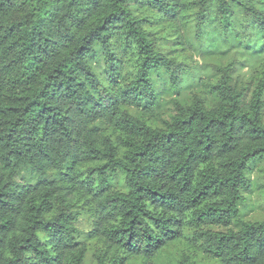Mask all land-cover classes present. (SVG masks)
<instances>
[{
    "label": "trees",
    "instance_id": "1",
    "mask_svg": "<svg viewBox=\"0 0 264 264\" xmlns=\"http://www.w3.org/2000/svg\"><path fill=\"white\" fill-rule=\"evenodd\" d=\"M194 54L217 77L180 99ZM263 116L264 0H0V264H264Z\"/></svg>",
    "mask_w": 264,
    "mask_h": 264
},
{
    "label": "rangeland",
    "instance_id": "2",
    "mask_svg": "<svg viewBox=\"0 0 264 264\" xmlns=\"http://www.w3.org/2000/svg\"><path fill=\"white\" fill-rule=\"evenodd\" d=\"M247 17L245 14L237 13L233 17V24L240 30L241 34L246 33L245 24ZM195 25H192L190 28V33L193 34L195 30ZM238 50H231L224 58L216 60L214 63L217 64H226L228 62L234 63L232 70L233 84L237 86H246L248 83H253V78L256 74L257 63H249L246 57H241L238 54ZM183 64L184 75L187 79L186 82L182 84L181 94L178 96L180 99L189 97L194 89L192 86H189L191 83L194 86L196 82V77L200 74L205 79L213 80L216 76V72L209 62L198 57L197 54H194L192 58L184 61ZM213 63V62H211ZM89 65L93 72L97 74H102L105 71V65L102 59L101 54L96 56L89 57ZM217 77V76H216ZM189 86V87H187ZM252 87V84H251ZM160 109L157 110L156 116H164L170 111L171 104L169 101L170 96L160 95ZM264 117V116H263ZM160 124V123H159ZM23 181L34 182V177L26 170H23L18 177ZM250 179V191L246 193L244 202L240 205L239 209L243 219L250 221H264V160L257 162L251 169L249 173ZM80 221L77 223L80 229H86L88 221L86 216H80ZM210 228V227H209ZM212 229V228H211ZM214 229V228H213ZM83 239V237H81ZM88 252L85 257L84 264H96V260L93 256L94 246L92 243L89 245ZM163 256V255H162Z\"/></svg>",
    "mask_w": 264,
    "mask_h": 264
}]
</instances>
